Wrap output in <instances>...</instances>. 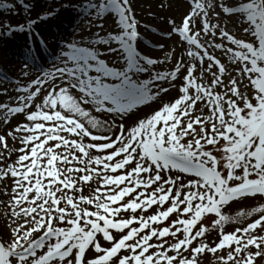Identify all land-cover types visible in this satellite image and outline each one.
I'll return each instance as SVG.
<instances>
[{
	"label": "snow or ice",
	"instance_id": "1",
	"mask_svg": "<svg viewBox=\"0 0 264 264\" xmlns=\"http://www.w3.org/2000/svg\"><path fill=\"white\" fill-rule=\"evenodd\" d=\"M187 3L0 0V264H264V0Z\"/></svg>",
	"mask_w": 264,
	"mask_h": 264
},
{
	"label": "bare ground",
	"instance_id": "2",
	"mask_svg": "<svg viewBox=\"0 0 264 264\" xmlns=\"http://www.w3.org/2000/svg\"><path fill=\"white\" fill-rule=\"evenodd\" d=\"M142 4H143V15L144 17H148L149 12H153V13H157L159 14V16L161 17H165V16H169V15H175L177 17V19H179V17L188 9V3L187 0H172L173 2V9L171 12H165V11H159L156 7V5L159 3V0H141ZM150 6V7H149ZM3 15L4 12H0V15ZM0 18H4L1 17ZM149 22L151 23L152 21L149 20ZM19 43V41H10L8 46L6 48H2L0 49V60H2L4 62V64H6L7 66L9 65H15L18 63V61L14 62V63H10L8 60H5L2 57V54L4 52H12V49Z\"/></svg>",
	"mask_w": 264,
	"mask_h": 264
},
{
	"label": "rangeland",
	"instance_id": "3",
	"mask_svg": "<svg viewBox=\"0 0 264 264\" xmlns=\"http://www.w3.org/2000/svg\"><path fill=\"white\" fill-rule=\"evenodd\" d=\"M0 12H4L3 10H0ZM7 13L4 12V14L0 15L1 17H7ZM12 23L13 24H16L17 23V19H12ZM2 57L5 59V60H8L10 63H14L16 62L17 60L14 58L15 57V53L13 52H4L2 54ZM5 66H7L5 64ZM173 95H175V93H173ZM147 111H150V109H146ZM95 114V113H94ZM103 118V117H101ZM15 122V121H14ZM13 159H15V157H13ZM5 209H3L2 205H0V212L4 211ZM240 208L237 206V207H227L224 209V212L225 214H228V215H232V216H235L236 212L239 211ZM226 230L228 231H231L232 230V226H226ZM204 264H214L213 260H212V257L209 256L207 260L204 261Z\"/></svg>",
	"mask_w": 264,
	"mask_h": 264
}]
</instances>
